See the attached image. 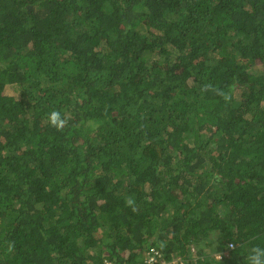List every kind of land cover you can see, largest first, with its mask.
<instances>
[{
  "label": "trees",
  "instance_id": "16d2710c",
  "mask_svg": "<svg viewBox=\"0 0 264 264\" xmlns=\"http://www.w3.org/2000/svg\"><path fill=\"white\" fill-rule=\"evenodd\" d=\"M157 238L264 247V0H0V264H144Z\"/></svg>",
  "mask_w": 264,
  "mask_h": 264
},
{
  "label": "clouds",
  "instance_id": "9594fccd",
  "mask_svg": "<svg viewBox=\"0 0 264 264\" xmlns=\"http://www.w3.org/2000/svg\"><path fill=\"white\" fill-rule=\"evenodd\" d=\"M212 92L215 95L221 97L227 104L231 101L232 97L229 91L218 88L210 83H204L201 85V92ZM48 124L58 131H62L67 125V119L62 117L61 113L57 110L51 111L47 116ZM125 206L128 207L132 212L137 211V205L134 197H127L124 201ZM229 248L235 249V245L230 243ZM11 248V245L9 246ZM167 248V240L157 238L146 246V255L144 256V264H161L164 259L163 253ZM246 264H264V247L259 245H253L248 251L245 257ZM215 260L221 264L223 260V254L217 253Z\"/></svg>",
  "mask_w": 264,
  "mask_h": 264
},
{
  "label": "rangeland",
  "instance_id": "374dc122",
  "mask_svg": "<svg viewBox=\"0 0 264 264\" xmlns=\"http://www.w3.org/2000/svg\"><path fill=\"white\" fill-rule=\"evenodd\" d=\"M17 87L16 86H13V85H6L4 87V92L5 94L9 95V96H14L16 98H19L20 97V94L18 92V90L16 89ZM189 253L190 254H195L196 255V249L192 246H189Z\"/></svg>",
  "mask_w": 264,
  "mask_h": 264
},
{
  "label": "built area",
  "instance_id": "2783aa9c",
  "mask_svg": "<svg viewBox=\"0 0 264 264\" xmlns=\"http://www.w3.org/2000/svg\"><path fill=\"white\" fill-rule=\"evenodd\" d=\"M193 258L195 259V256ZM161 264H195V263L194 260L192 261L191 259L176 257L174 260H171L169 262H165L164 260H162Z\"/></svg>",
  "mask_w": 264,
  "mask_h": 264
}]
</instances>
